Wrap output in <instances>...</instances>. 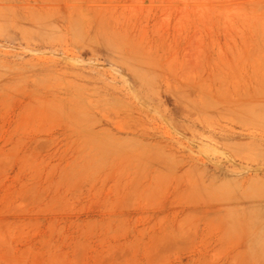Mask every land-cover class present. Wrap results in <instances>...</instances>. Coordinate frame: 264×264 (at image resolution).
I'll list each match as a JSON object with an SVG mask.
<instances>
[{"label":"rangeland","instance_id":"rangeland-1","mask_svg":"<svg viewBox=\"0 0 264 264\" xmlns=\"http://www.w3.org/2000/svg\"><path fill=\"white\" fill-rule=\"evenodd\" d=\"M0 264H264V0H0Z\"/></svg>","mask_w":264,"mask_h":264}]
</instances>
